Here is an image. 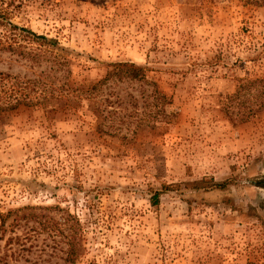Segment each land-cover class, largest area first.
Returning a JSON list of instances; mask_svg holds the SVG:
<instances>
[{
  "label": "rangeland",
  "instance_id": "1",
  "mask_svg": "<svg viewBox=\"0 0 264 264\" xmlns=\"http://www.w3.org/2000/svg\"><path fill=\"white\" fill-rule=\"evenodd\" d=\"M113 62L144 78L71 96ZM43 79L0 114V264H264V0H0V101Z\"/></svg>",
  "mask_w": 264,
  "mask_h": 264
},
{
  "label": "trees",
  "instance_id": "2",
  "mask_svg": "<svg viewBox=\"0 0 264 264\" xmlns=\"http://www.w3.org/2000/svg\"><path fill=\"white\" fill-rule=\"evenodd\" d=\"M8 29L11 33L10 37L12 38V43L9 44L8 47H6V49L9 50L11 53H16L17 55H20L22 58H28L32 60L35 57V55L30 50L26 52L17 51V48L13 47V46H16L14 44L15 43L14 38L16 36L17 37L20 36V38L24 42L26 41V44H35L39 48L43 49V52L41 55H36L37 59H40L41 58L40 56H43V55H48V56H52V58H56L57 56H60L59 53L63 52L62 49L56 46L53 40L46 39L43 36L35 35L34 33L30 32L28 29L19 28L9 23H8ZM17 46H19V44ZM106 66L107 68L105 69V72L99 81L89 86L85 90H81V89L71 90L70 92H73V93L75 92L74 93L75 95H71V96L77 99V98H80L77 95L78 93L80 94L82 92H88V91L97 93L100 90L101 85L106 83L107 81H112V80H115V81L137 80L139 81L144 78V68L136 66L130 62H113V63L107 64ZM24 83H25L24 86L28 88L27 90L30 91L31 89H35L37 90L38 94L35 97L31 98L29 93H23V92L17 93L16 89L14 90V87H12V91L8 94L7 99L3 100V102L0 101V114L10 113L22 105L25 106L26 108H34V107L42 106L45 102L47 101L49 102V100H54V101L64 100L62 99L64 97L62 95V92L64 93L67 92L69 95V92H68L69 90H67L69 89V87H67V80L64 82V85L59 88L61 91L53 90V87H51V84L49 83V81L48 80L45 81L44 79L43 81H40V82L39 81L34 82V81L27 80ZM214 186L220 189L224 186V184H219V185H214ZM255 186L264 188V183L262 182L255 183ZM151 198H152L151 204L156 205L158 193L155 192ZM72 250L73 249L71 246L69 253L74 254V255L77 254L74 252V250L73 251Z\"/></svg>",
  "mask_w": 264,
  "mask_h": 264
}]
</instances>
